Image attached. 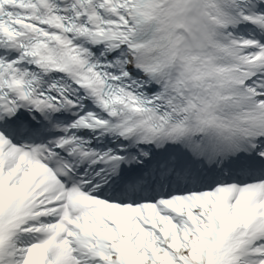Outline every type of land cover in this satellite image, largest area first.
<instances>
[{"label": "snow or ice", "instance_id": "obj_1", "mask_svg": "<svg viewBox=\"0 0 264 264\" xmlns=\"http://www.w3.org/2000/svg\"><path fill=\"white\" fill-rule=\"evenodd\" d=\"M0 264H264V0H0Z\"/></svg>", "mask_w": 264, "mask_h": 264}]
</instances>
